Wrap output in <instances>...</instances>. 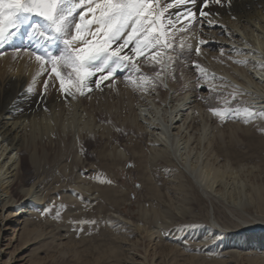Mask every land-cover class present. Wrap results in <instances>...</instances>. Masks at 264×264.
Segmentation results:
<instances>
[{
    "label": "bare ground",
    "instance_id": "bare-ground-1",
    "mask_svg": "<svg viewBox=\"0 0 264 264\" xmlns=\"http://www.w3.org/2000/svg\"><path fill=\"white\" fill-rule=\"evenodd\" d=\"M192 7L194 11L198 12L201 10L199 2ZM172 10L174 11L175 9ZM203 10L216 15H210L206 18L197 16V19L194 20L199 24L203 21L206 22V20L213 21L212 26L208 25V31L203 33L204 38L200 41H204L205 43L201 44V46L204 47V50H206L205 47L211 50L218 47H225L227 54L224 55H227V59L232 63L231 67L220 65L219 68H222L223 72H221L222 74L220 78L218 77L216 82L227 86V89L228 87L232 90L238 89L243 92V95L246 94L251 103V107L249 108L257 111L264 110V67L259 66L264 64V59L262 54H259V50H257L258 47L260 49L261 41H264V0H221L220 5L209 3V7ZM181 23H187V21L182 20ZM177 27H180V25L178 24ZM222 28H225V30ZM220 35H225V37L221 38ZM262 38L263 40H261ZM218 39L219 41H217ZM220 51L222 52V50ZM180 53L182 56H185L186 54H190V51L185 49ZM206 55L209 60L214 56L207 53ZM237 58H239L240 61L247 60L248 63L242 66L243 63H237V61H239L236 60ZM195 59H197V56ZM179 63L181 64L180 61H178V64ZM36 71L37 68L34 61H23L12 67L11 65H7L0 71V159L3 157L2 162H0V172L3 171L2 176L5 178L12 177V181L8 183L7 186L3 187V190L9 194V199L8 201L2 200L0 202V211L1 213L10 210L13 211L16 209L14 207L15 202L22 199L28 200L30 198V204L32 205L30 209L32 213H34L29 218H24L22 220L18 218L17 223H21V226H18V224L15 225L14 223V231H20L19 236L16 237L17 245L14 252L19 248L22 249L32 244V242L34 243L38 238L43 237V241L45 243L47 242L46 240L49 238H47L46 235L49 232L44 229L45 221L43 220L46 217H44L45 212L43 213L42 210L47 209L48 206L54 202V199L57 198V196H55L56 192L59 191L63 193L65 190H68V188L70 189L72 184H75L78 189H83L85 200H90L85 208L89 209V206L93 208H91L90 211H83L84 207L80 206L79 200V197L81 198V193H79V196L72 194V192L70 195L63 196L62 194V198H60L59 202L64 210L62 212L63 221L81 219V217H85V215L88 219H95L97 221L95 226L86 224L87 229L81 234L83 241H89L92 247L94 246L95 249L98 248V252L90 259H87L88 264H101L103 260H108L110 264H123L125 255L123 256L121 252V246L123 244L121 245L119 242L134 241L133 238L135 237H132V230L126 229L123 232H118L112 226L111 221L118 218L129 221L128 215L124 214L122 211L124 201L130 199L129 194H119V188L115 185L108 184V180L99 173L101 169L107 171L109 168H113L114 165L126 166L125 160H118L114 155L112 156L110 151L109 153L105 152L112 144L113 138H117L118 132L114 131V134H112L113 132L109 129L105 131L106 126L102 123H97V117L107 121L112 120L110 116L102 112L95 113L94 111L93 115L87 114L88 116L85 117L83 121L73 120L67 122L61 118L62 115L57 117V114L55 115V108H58L62 113L63 110L68 109L67 106H69V109L73 108V106H81L78 101L74 102L73 100L62 99L60 93L51 99L45 98L43 103L41 98L36 95L30 96L29 99L24 102L21 100H14V95L17 96L25 92L19 85H23L25 82L32 79ZM18 73L21 74L16 75ZM4 75L6 76L4 77ZM239 76H242L244 81H240ZM209 80L210 79L202 80L201 83L208 85L212 83V79L211 81ZM10 86L15 90L14 93L12 96L5 95L6 97H4L3 94L11 88ZM233 86L236 87L234 88ZM192 88L193 87L186 88L182 93L180 92L181 94L177 98L170 97V99H168L169 97H164L165 95H162V105L157 106L154 104L158 112L156 114L153 112L151 114L149 113L150 116L144 114L145 121L141 119V116H139L137 112H133L129 115L128 113L120 115V121L122 122L120 126H122L125 131H140L141 135L142 133L148 134V139L152 145L151 152L153 158L162 153L166 145L171 147L173 154L179 151L181 160L183 161L181 164L179 163L178 167L174 168V175H172L173 177L170 181L166 180V187L164 188L161 186L162 184L159 185L158 182H156L152 171H148L147 169L141 171V180L146 189L148 202L140 206L141 223L136 226L137 231H139L136 238H139V236L144 233L145 235L147 234L148 237H155L154 239H156L158 243H161V251L158 250L157 252V250L154 249L156 251L153 252L152 255L153 258L157 255L158 259H161V264H176L175 262L166 263V260L169 255H172L173 259H177L176 253L179 251L175 246L163 245L161 242L166 241V238L163 236L164 232H161L159 225L161 224L159 220L162 212L161 206L163 204L167 202L173 204L175 202L179 210L183 208L184 210L187 209L189 204L198 206L200 210H206L205 214L207 216V221L210 218V212L209 206L206 204L211 202L213 194L219 193L223 195L221 184L226 174H228L227 170L230 168L229 165L237 164L240 168L237 171L241 172L244 169L241 162L249 155L258 158L264 164V137L260 136L256 138L255 136H248L245 144L249 146V150H243L237 145L236 142H238L240 138L239 135H237V131L243 126L231 127L226 145L214 142L209 137L207 138L209 134L208 122H210L209 119L213 120V118L208 115V112H206V114L202 112V110H204V103L196 102L197 100L195 99L193 100V96H191ZM147 97L151 99L152 102L155 98H150L149 95ZM138 101L147 105L146 100L141 96ZM44 107L47 108L46 111L42 110ZM84 110L82 109V111ZM197 115L202 118L201 121H199ZM202 121H205V123H202ZM252 126H256L264 132V118L252 119L248 126L240 130L242 133H247V135H249L252 131ZM221 132L225 133L224 131ZM112 135L115 136L112 137ZM96 136L99 137L102 142L105 141L103 143L105 149L103 148L102 150V156L99 154L100 152L97 154L100 166L94 169L91 162L88 163L87 167L85 159L83 162L80 161L78 152L83 150L84 155L89 153L88 148L91 145L89 141ZM196 138L197 144H195ZM206 139L207 142L204 141ZM82 140H84L85 143L83 149H81L82 147L80 146ZM181 142L186 144L183 152H181L179 146ZM135 146L137 147L133 150L138 151L140 145L135 144ZM95 148H98V146ZM14 153L20 155L19 159H14ZM25 154H27V156H25ZM25 157L29 158L31 162V170L28 173H25L23 169L22 159ZM220 157H224L225 163L227 164H220ZM192 159H194V161ZM184 164H188L190 175L181 167L182 165L184 166ZM53 167H55V170ZM90 170H93L95 173V178L93 179H91L90 176L83 175L84 172ZM50 171L52 172V176H47ZM9 174L10 176H7ZM53 182L56 183V186L51 187L50 185L53 184ZM89 194L93 195L92 199H89ZM239 194L240 197L238 201L241 204H248L250 210L256 208L264 213V184L252 185L251 191L244 192L242 190ZM61 199H66V202L63 203ZM42 200H44L46 204H36V201L40 202ZM249 205H253V207ZM73 206L78 207L75 210H71ZM111 212L115 213L113 216L115 218L108 221L106 218ZM192 213L195 216L190 217V219H192L190 220L191 223L192 221L198 223L200 219L198 214H195L193 211ZM183 221L185 220L183 219ZM186 222L189 221L186 220ZM169 224L171 225V223ZM99 227L103 228L102 230L104 232L101 231L102 235L98 232L100 230H98ZM68 229L69 227L66 226V233L69 232ZM0 231L1 238V228ZM63 231H65V229ZM89 232L92 234L89 235ZM66 233L65 235L67 236H64L67 237V241H70L73 236ZM52 234L56 237L62 235L58 232ZM218 235L217 233L216 236ZM101 236L102 238H100ZM201 236L203 237V233ZM240 238L241 236L235 238L237 243L240 242ZM201 239L197 241H201ZM98 241H101V243ZM251 244V249L254 250V253L258 251V254L256 253L257 255H253V257L249 259V264H264V255H262L264 252V232L254 236ZM34 245L32 251L36 252L39 246L36 244ZM134 247L131 249H135ZM69 249L65 246L63 252H67ZM87 251H90L88 246L86 247V252ZM32 254H29V256L33 257ZM74 255H77L78 258L76 257V259L80 260L79 252H75ZM126 256L128 257V255ZM144 257L146 258L145 255ZM13 258V253H8V258L4 263L8 264ZM189 260L190 264H203L194 255H190ZM38 261L39 259H37V262ZM209 264H223V262L220 260H212Z\"/></svg>",
    "mask_w": 264,
    "mask_h": 264
},
{
    "label": "rangeland",
    "instance_id": "rangeland-1",
    "mask_svg": "<svg viewBox=\"0 0 264 264\" xmlns=\"http://www.w3.org/2000/svg\"><path fill=\"white\" fill-rule=\"evenodd\" d=\"M190 27L192 28V32L177 33L175 37L176 45H178L181 40H183L184 44L186 45L183 50L186 49L190 51V54L182 56L180 53L182 50L180 49H178L175 53H171L174 57L173 62L168 69L161 72L159 78H156L155 75L158 71V67L150 66L144 63L142 57L137 58L141 71L146 73L149 78H152L151 83L147 84L145 89L134 88L131 84H126L124 79L122 78V74H118L117 77H114L112 81L103 82L104 84L112 83V87L104 88L103 91L93 90L88 96L78 97L76 101L73 100L74 102H80L81 106H73V108L71 109H69V106H67L68 109L63 110L62 113L58 108H55V115L57 114V117H60V115H62L61 118L63 120H66L67 122H71L73 120L83 121V119L88 116L87 114L93 115L94 111L95 113L102 112L105 115L110 116L112 120L107 121L103 118L97 117V123H102L104 126H106L105 131L109 129L111 132H113L112 134H114V131L118 132L117 138L114 137L115 135H112V137H114L113 142L105 152L109 153L110 151L112 156L114 155L118 160H125L126 166L123 167L120 165H114L113 168H109L107 171L105 169H101L99 173L100 175H103L108 181H112L110 185H115L119 188V194H129L130 199H126L122 205V211L124 212V214L128 215L129 221L120 218L114 219L115 217L113 216L115 215V213L113 212H111L110 215L106 218V220L108 221L114 219L113 221H111V224L118 232H123L126 229L133 231L132 237H135L133 238L134 241H118L121 245L123 244L121 246V252L123 253V256L125 255L123 264H161V259H158L157 255L154 258L152 257L153 252H155L156 250L157 252L158 250L161 251V243H158V241L154 239L155 237H148L147 234L145 235L144 233H142L139 238H136L137 234L139 233V231H137L136 229V226L140 225L141 223L140 206L141 204H146L148 202L146 189L141 180V171L145 169H147L148 171H152L156 182H158L159 185L162 184L161 186L164 188L166 187L165 182L172 179V175H174L173 173L175 171L174 168L178 167L179 163L181 164V162L183 161L181 160L179 151L173 154L171 147L166 145L163 148V152L158 154L157 157L153 158L151 152L152 145L150 140L148 139V134L142 133L141 135L140 131H125V129L120 126L122 123L120 121V115L127 113L129 115L133 112H137L139 116H141V119L145 121L144 114L150 116L149 113L151 114L153 112L156 114L158 112L155 105H162V95H165L164 97H169L168 99H170V97L177 98L186 88L193 87L191 90V96H193V100L195 99L197 100L196 102L204 103V110H202V112H204V114L208 112V115L213 118V120L209 119L210 122H208L209 134L207 138L209 137L214 142L226 145V140L228 141L229 139V132L231 131V127H246L250 124V122H244L243 116L226 119L225 121L221 122L219 118L216 117L211 111V109L214 107L223 108L226 101L228 102L229 106L240 107H251V103L247 98V95L245 94L238 95V99L242 103L240 105H237L236 101L233 100L230 95V93H233L237 90H232L229 87L227 89V86L218 84L216 82L218 80V77L220 78V75L222 74L221 72H223V69L219 68L220 65H227L231 67L232 63H230L229 59H227V55H224L227 54V51H225V47H218L212 50L205 47L206 50H204V47L199 44V41L203 40L204 38L203 33L207 32L209 29L208 24L205 21L200 22V24L197 23V21H193ZM222 29L225 30V28ZM223 37H225V35L221 36V38ZM261 40H263V38ZM217 41H219V39ZM261 42L262 43L260 44V49L259 47L258 49L256 47V49L259 50V54H262L264 59V41ZM197 46L200 47L199 56L195 55L193 51ZM220 50H222V52ZM206 53L214 55L212 56L211 60H209ZM12 56V52L9 51L7 55H5L4 57H0V71L7 65H11L12 67L15 64H20L23 61H29L27 57L14 60ZM196 56L197 59H195ZM236 60H239V58H237ZM9 61H11L12 63ZM178 61H180L181 64H178ZM196 63H198L200 67L203 68L206 73H208L206 79H210L209 81H211L212 79V83L207 85L201 83L202 80H199V84H197L199 71L194 68V64ZM154 64L155 61H153V65ZM243 65L244 64H242V66ZM20 74L21 73H18L16 75ZM6 75H4V77ZM32 79L28 81L26 80L27 82H25V84L23 85H19L22 90L26 91V86L27 84H30L32 82ZM36 79L37 83L34 88V94H18L17 96L14 95V100L16 99L18 101L21 100L24 102L28 100L30 96L36 95L40 97V93L44 91L43 82L45 79V74L41 73V75ZM132 79H136L135 73L132 74ZM239 79L240 81H244V78L242 76H239ZM205 86L207 89H212V91L206 90ZM10 87L11 88H9L3 94L4 97L8 95L12 96V94L14 93L15 90L12 88V86ZM58 87V80H55L54 78L49 79L46 98L51 99L55 95L59 94ZM148 95L150 98L155 97L153 102L147 97ZM140 96L144 100H146L147 105L138 101ZM199 97H203V99ZM82 109L84 111H82ZM198 118L199 121L202 120L200 116H198ZM202 123H205V121H202ZM240 129H238L237 131V135H239L240 138L236 143L243 150H249V146L245 144L246 138H248V136H255L256 138L260 136L264 137V132H262V130H260V128L256 126H252L253 132L251 131L249 135H247V133H242ZM221 131H224L225 133H222ZM204 141L207 142V139ZM89 142L91 143L88 148L89 153H86V155H84L83 150H81V152H78V158L81 162H83L85 159V162H87V167L88 163L91 162L94 166V169H97L100 166V162L97 159V154L100 152L99 154L101 156L103 155L102 150L103 148L105 149V147H103V143L105 141L102 142V140H100V138L96 136ZM135 144L140 145L138 151L133 150L138 146H135ZM195 144H197V138ZM84 145V140H82L80 145L82 147L81 149H83ZM185 145L186 144H183L182 142L181 144H179L181 152L185 150ZM96 146H98V148H95ZM14 154V159H19L20 155L16 153ZM25 156H27V154H25ZM247 158L250 160H248ZM2 159L3 157L0 159V162H2ZM192 160L194 161V159ZM22 162L24 172H30L31 162L29 158L25 157L24 159H22ZM219 162L220 164H224L226 161L224 160V157H220ZM261 163L262 162L254 156H246V159L241 162L242 166H244V169L241 172L237 171L240 169L237 164L228 163L230 164V168L227 170L228 174H226L223 182L220 181L222 182L221 189L223 188V195L219 193L213 194L211 202H208V204H206L209 206L210 212V218L207 221V216L205 214L206 210H200V207L192 204H189L187 206V209L185 210L184 208L179 210L175 202L173 204H169L167 202L166 204H163L161 206L162 212L160 214L159 220L161 224L159 225L161 232H164L163 236L166 238V241L161 242L163 245H173L179 250L176 253V257L178 260L176 258H174V260L173 256L169 255V259L167 258L166 263L175 262L176 264H190L189 257L190 255H194L203 264H209V262L212 260H220L223 262V264H249V259L253 257V255L258 254V251L256 252V254L254 253V250L251 249V241L254 236L258 235L261 232H264V213L257 210L256 208L250 210L248 204H241L238 200L240 197L239 193H241L242 190L244 192L251 191L252 185L264 184V164ZM181 167H183L184 171L190 175L188 164H184V166L182 165ZM53 169L55 170V167H53ZM2 174L3 171L0 172V202L2 200L8 201L9 194L5 190H3V187L7 186V184L12 181V177L5 178L4 176H2ZM83 175L90 176L91 179L95 178V173L93 170L84 172ZM7 176H10V174ZM47 176H52V172L50 171ZM137 185H139L140 187H137ZM50 186L54 187L56 186V183L53 182V184H51ZM71 192L74 195H76V193H81V198L79 197V200L80 206L84 207L83 211H90L91 208H93L92 206H89V209L85 208L90 200H85V193L83 189H78L75 184H72L70 189L68 188V190H65L63 193L59 191L56 192L55 196H57V198L54 199V202L50 206H48L47 209L42 210L43 213L45 212L44 217H46L43 220L45 221L44 226L46 227L48 225L46 228L44 227V229L49 233L51 230H53L50 234L48 233L46 235V237L49 238V241L46 240L47 242L45 243L43 241V237L38 238L34 243L32 242V244L22 249L19 248L18 250H15V252L14 249L17 245L16 237L19 236L20 231H14V223L15 225L18 224V226H21V223H17L18 218H21L22 220L24 218H29L30 216H32V214H34L30 209L32 208V205L30 204L31 199H22L18 202H15L14 207L16 209H14L13 211L10 210L11 212L7 211L1 213L0 211V228L2 230V236L0 238L1 264H5L4 261H6V259L8 258V253H13L14 257L8 264H88L87 259H90L92 256H94L98 252V248L95 249L94 246L93 248L92 245H90L89 241H83V237L81 236V234L83 233L78 232L77 224L75 222L91 219H88V217L85 215V217L83 216L81 217V219L78 218L69 221L62 220V212L64 210L62 209L63 206H60L59 200L60 198H62V194L63 196L70 195ZM88 197L89 199H92L93 195L89 194ZM61 200L63 201V203L66 202V199ZM36 202L35 203L37 205L46 204L44 200ZM77 207L78 206H73L71 210H75L77 209ZM250 207H253V205H251ZM192 211L195 212V214H198V217L200 218L198 220V223L196 221H192L191 223L190 220L192 219H190V217L195 216L193 215ZM71 214L75 215L74 213ZM57 216H60L61 218L57 219ZM183 219L185 221H183ZM186 220H188L190 223L186 222ZM169 223H171V225ZM66 226L69 227V232L67 233ZM79 227H83L84 231L85 229H87L86 224H80ZM63 228L65 229V231H63ZM102 229V227H99L98 232L101 233V231H103ZM56 232L61 233L62 235L58 237L53 236L54 234L52 233ZM65 233L70 234V236H73V238L70 241H67L68 239L67 237H65L67 236L65 235ZM202 233L203 237L201 236ZM217 233L219 234L218 236H216ZM100 235H102V233ZM240 236V242L237 243L235 238H239ZM50 237L53 239H51ZM100 238H102V236ZM198 239H201V241H197ZM99 243H101V241ZM34 244L39 246L36 252L32 251V248L35 246ZM127 245L130 246L128 247ZM65 246L67 247V249L70 248L69 250H67V252H63V248H65ZM87 246L89 247L90 251L86 252ZM133 247L135 249L132 250L131 248ZM75 252H79L80 260L76 259L77 255H74ZM29 254H32L33 257H30ZM126 255H128V257ZM129 255L131 256V258ZM144 255L146 256V258L144 257ZM262 255H264V252L262 253ZM37 259H39L38 262ZM101 264H110V262H108V260H103Z\"/></svg>",
    "mask_w": 264,
    "mask_h": 264
},
{
    "label": "snow or ice",
    "instance_id": "snow-or-ice-1",
    "mask_svg": "<svg viewBox=\"0 0 264 264\" xmlns=\"http://www.w3.org/2000/svg\"><path fill=\"white\" fill-rule=\"evenodd\" d=\"M197 2L201 5L198 12L192 7ZM209 3L220 5L221 0H0V57L11 51L14 60L27 57L29 62L36 63L37 71L23 94H34L36 78L44 73V91L39 97L42 103L48 80L53 78L58 80V92L64 100H76L93 90L110 88L112 83L103 82L112 81L118 74H122L126 84L145 89L152 78L141 71L137 58L158 67L155 75L159 78L173 62L171 53L186 47L183 40L176 45V34L192 32L190 25L197 16L216 15L203 10ZM182 20L187 23H181ZM206 23L212 26L213 21ZM193 51L200 55L199 46ZM194 68L199 71V84L208 73L198 63ZM133 73L136 79H132ZM230 95L237 105L242 103L238 99L242 91L237 89ZM211 111L221 122L240 116L245 123L264 118V110L229 106L227 101L223 108L214 107ZM75 223L78 232L83 233L80 224L95 226L97 221Z\"/></svg>",
    "mask_w": 264,
    "mask_h": 264
}]
</instances>
